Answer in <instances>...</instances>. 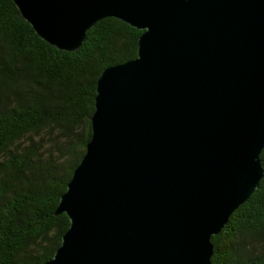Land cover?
<instances>
[{
    "label": "water",
    "instance_id": "1",
    "mask_svg": "<svg viewBox=\"0 0 264 264\" xmlns=\"http://www.w3.org/2000/svg\"><path fill=\"white\" fill-rule=\"evenodd\" d=\"M76 52L106 18L141 31L96 81L91 138L44 264H211V238L264 178V0H10Z\"/></svg>",
    "mask_w": 264,
    "mask_h": 264
},
{
    "label": "trees",
    "instance_id": "2",
    "mask_svg": "<svg viewBox=\"0 0 264 264\" xmlns=\"http://www.w3.org/2000/svg\"><path fill=\"white\" fill-rule=\"evenodd\" d=\"M141 33L106 18L59 51L0 0V264H44L60 246L69 220L54 212L91 138L96 81L136 58ZM211 243V264H264V178Z\"/></svg>",
    "mask_w": 264,
    "mask_h": 264
},
{
    "label": "rangeland",
    "instance_id": "3",
    "mask_svg": "<svg viewBox=\"0 0 264 264\" xmlns=\"http://www.w3.org/2000/svg\"><path fill=\"white\" fill-rule=\"evenodd\" d=\"M55 155V154H54Z\"/></svg>",
    "mask_w": 264,
    "mask_h": 264
}]
</instances>
